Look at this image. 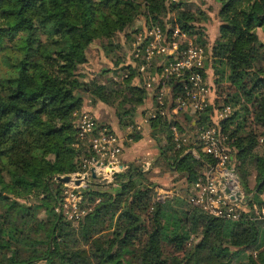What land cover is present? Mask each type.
I'll return each mask as SVG.
<instances>
[{
    "label": "trees",
    "instance_id": "1",
    "mask_svg": "<svg viewBox=\"0 0 264 264\" xmlns=\"http://www.w3.org/2000/svg\"><path fill=\"white\" fill-rule=\"evenodd\" d=\"M191 1L0 0V264H264V40L257 30L264 26V0H217L220 25L212 40L201 23L209 19L206 9L190 8ZM11 12L18 17L14 24ZM137 20L141 23L134 25ZM155 25L165 41L177 37L179 25L205 47L204 73L208 77V68L213 70L208 83L217 86L216 96L212 92L209 105L189 119L186 111H173L184 81L170 76L167 114L156 109L147 117L160 150L152 166L129 161L110 181L94 180L90 172L92 179L79 190L92 208L76 223L64 213L66 181L58 178L87 170L93 154L79 139L76 111L94 113L85 107L87 97L92 104L108 102L122 128L132 126L127 135L143 137L136 120L139 104L150 95L152 107H160L162 83L147 87L140 65L150 37L140 41L135 56L134 32ZM119 32L130 53L118 52ZM98 38L105 56H117L114 68L102 72L112 68L124 77L120 97L108 81L91 84L84 78L89 46ZM170 59L152 58L148 71L161 72ZM233 102H241L244 112L235 109L218 118ZM250 118L256 126L246 129ZM173 125L188 137L182 146ZM211 125L226 137L229 162L245 191L237 218L190 200L203 169L217 162L192 150L198 131ZM103 127L118 132L97 119L96 130ZM160 163L182 174L186 195L158 197L152 168Z\"/></svg>",
    "mask_w": 264,
    "mask_h": 264
},
{
    "label": "built area",
    "instance_id": "2",
    "mask_svg": "<svg viewBox=\"0 0 264 264\" xmlns=\"http://www.w3.org/2000/svg\"><path fill=\"white\" fill-rule=\"evenodd\" d=\"M145 30L144 33L140 32L133 42L135 56L141 53L140 41L149 36L150 41L144 52L146 62L141 63L140 70L142 72L147 71L146 85L149 89L153 87L156 81L160 80L162 83L157 97L161 106H155L151 114L156 115V109H160L159 113L162 115L167 114L168 110L165 105V95L168 93L169 87L167 79L172 75L184 81L183 92L175 98L177 104L173 111L177 113L186 111L195 115V113L205 109L210 103L211 95L208 78L204 73L207 57L205 47L197 43L179 25L174 27V35L177 37L169 41H165L164 31L159 25ZM165 55H170L171 59L163 62V70L151 74L148 71L151 59L161 57L163 61ZM187 71L189 73L186 75ZM231 110V105H225L219 110L218 118L225 117ZM76 113L78 115L76 126L79 131V139L88 143L93 150L92 156L86 159L88 166L91 163L98 166L104 164L114 172L122 164L120 155L125 142L132 140L127 135L129 131L121 133L111 131L107 127L97 131V116L93 112L84 110L76 111ZM129 128L132 129V126L130 125ZM138 128H140L139 124ZM172 130L178 147L188 141L187 135L181 132L177 125H173ZM225 139L226 137L220 133L217 125L202 127L198 131L197 143L201 145L204 152L216 157L217 162L211 168L212 172H205L195 182L190 200L213 214L237 218L240 215L239 208L243 201V195L240 198H232V193L236 194V191H227L230 184L233 182L237 184L236 182L239 183V180L234 177L230 181L227 176L228 174L234 175L235 171L230 167L231 153ZM85 212L83 208L80 214L82 215Z\"/></svg>",
    "mask_w": 264,
    "mask_h": 264
},
{
    "label": "rangeland",
    "instance_id": "3",
    "mask_svg": "<svg viewBox=\"0 0 264 264\" xmlns=\"http://www.w3.org/2000/svg\"><path fill=\"white\" fill-rule=\"evenodd\" d=\"M188 6L194 10H196L198 7L205 8L207 11V14L209 16V19H202L201 23L206 25L207 27V33L208 38L210 40L214 39L217 36L218 28L220 25V20L216 16L217 9H218V2L217 0H192ZM18 20V17L15 12H11L9 21L10 23L14 24ZM141 21L137 20L134 25L140 24ZM132 29V28H131ZM257 30L264 40V26L257 27ZM138 31L137 33L134 32V36H138L140 33ZM114 39L120 43V47L117 49L118 52L124 53L128 51L130 53V49L127 48V46L123 43L127 40L126 36L123 34V32H119L115 35ZM6 43V42H5ZM101 41L100 39H96L93 41L88 50L89 60L86 64L82 66V71L84 72V78L89 81L91 84L95 81H108L110 84L114 86V93L117 97H120L124 91L126 90L124 86L122 85V82L124 81V77H120L118 74V71L114 69H109L106 72H102V69L105 67H113L114 68V61L117 56L114 58H111L110 56H105L102 53L100 46ZM1 53V51H0ZM5 71V67L3 69ZM208 81H211L210 83H213V70L209 67L208 68ZM145 76L148 75L147 71L143 72ZM139 75L136 76L134 79L137 81L139 79ZM121 81V82H119ZM138 82V81H137ZM214 85V84H213ZM216 87L214 86L211 89V93L213 92V95L216 96ZM151 91V88L149 89ZM85 107H88L94 111L97 115V119L101 122L110 123L114 129H116L118 132H124L127 133L128 131H131L129 126L126 128H122V126L119 123L118 117L116 115V109L113 104H110L108 102H102L96 104H92L90 102V99L87 97L85 101ZM155 106L151 107V96L146 99L145 103L139 104L138 109V116L136 117L137 123L139 124V127L142 130L143 137L139 140H132L131 143L136 141L137 144L133 146V150L131 151V160L135 161L137 163L142 164L145 168H149L152 166L154 159L156 158L157 154L160 152L158 147V140L156 137H154L151 133V126L149 124L148 116L151 114L152 109H154ZM231 108L233 110L239 109L240 113H243L244 110L242 108V103L233 102L231 104ZM180 113V112H178ZM181 115V113H180ZM114 116V117H113ZM238 120V118H237ZM114 121V122H113ZM252 126H256L252 118L249 119L248 125L246 129H249ZM164 140V139H163ZM196 145H198L196 142H194L193 145V152L194 154L199 157L200 155H203V150L200 148H197ZM129 162V161H128ZM174 162V161H172ZM122 163V162H121ZM92 165L96 166L97 176L94 180L102 181L103 179H106L108 181L113 179V171L107 167V165H96V164H89L87 167V170L85 171H78L72 173L74 178H77L76 173L81 174V180L80 183H76L75 180L66 181L64 184V190H63V199H64V213L73 221L76 223L82 219L86 214H88L91 210V205L87 204L86 202H83V193L79 190L81 186H86L88 180H91L90 177V167ZM126 167V165H124ZM123 167V168H124ZM121 167L116 168L114 171H118L123 169ZM152 178L157 180L160 184L159 190H158V197L160 199H164L169 196H173L174 194L180 193L181 195H186L187 191V183L182 178V174L177 171H171L170 169H167V165L165 164H156L155 167L152 168ZM204 173H210L212 172L211 169H203ZM89 175V176H88ZM235 175V176H234ZM234 175L228 174L230 181H232V178L237 177L239 180L238 174L235 171ZM253 182L256 181V176H253ZM176 179V180H175ZM234 183V182H233ZM239 186V190L241 192V195H243V198L245 196V191L243 190V187L238 181L236 182ZM104 187V186H103ZM68 190V191H67ZM74 191V193H73ZM195 204V203H194ZM85 209L84 214H80L81 210ZM58 210V208L56 209ZM40 215L44 216L45 211L44 208L40 210ZM34 264H45L44 261H40Z\"/></svg>",
    "mask_w": 264,
    "mask_h": 264
},
{
    "label": "water",
    "instance_id": "4",
    "mask_svg": "<svg viewBox=\"0 0 264 264\" xmlns=\"http://www.w3.org/2000/svg\"><path fill=\"white\" fill-rule=\"evenodd\" d=\"M187 115H188L189 119H193V114H192V113L187 112ZM193 121L195 122V120H193ZM119 166H120L121 168L124 167L123 164H120ZM230 167H232L233 171H235V168L233 167L232 164L230 165ZM90 172H91L92 176L95 177V178H96L97 176H99V175L97 174V170H96V166H95V165H92V166L90 167ZM114 172H115V171H114ZM114 172H113V173H114ZM76 175H77V178H76V179L74 178V176H73L72 174L59 175L58 178H59V179H62V180H64V181L75 180V182L79 184V183H80V180H81V177H80L81 174H80V173H76ZM227 191H228V192H230V191H234V192H235V191H236V194L232 193V198H235V197L240 198V197H241V192H240V190H239V186H238L237 184H235V183L230 184V186L227 187Z\"/></svg>",
    "mask_w": 264,
    "mask_h": 264
},
{
    "label": "crops",
    "instance_id": "5",
    "mask_svg": "<svg viewBox=\"0 0 264 264\" xmlns=\"http://www.w3.org/2000/svg\"><path fill=\"white\" fill-rule=\"evenodd\" d=\"M103 101H98L97 103H96V105L98 104V103H102ZM151 107H152V100H151ZM95 115H96V113H94ZM97 116V115H96ZM114 117V116H113ZM114 122V121H113ZM192 123H194V121H192ZM132 141V140H131ZM137 144V142L136 141H134V142H128V140L125 142V146H124V148H123V151H122V153H121V155H120V160H121V162H122V164L123 165H125L128 161H130L131 160V156H130V154H131V151L133 150V146H135Z\"/></svg>",
    "mask_w": 264,
    "mask_h": 264
}]
</instances>
